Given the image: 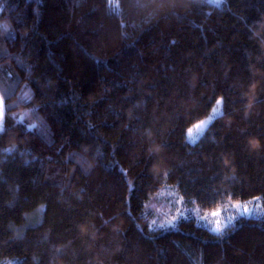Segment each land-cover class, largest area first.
<instances>
[{
    "label": "trees",
    "instance_id": "trees-1",
    "mask_svg": "<svg viewBox=\"0 0 264 264\" xmlns=\"http://www.w3.org/2000/svg\"><path fill=\"white\" fill-rule=\"evenodd\" d=\"M0 3V264H264V215L186 210L264 209V39L208 0Z\"/></svg>",
    "mask_w": 264,
    "mask_h": 264
},
{
    "label": "rangeland",
    "instance_id": "rangeland-1",
    "mask_svg": "<svg viewBox=\"0 0 264 264\" xmlns=\"http://www.w3.org/2000/svg\"><path fill=\"white\" fill-rule=\"evenodd\" d=\"M220 7L222 13L221 16L224 37L236 39H264V0H224V3L220 4ZM216 107L217 105H215L214 108ZM0 111H2V116H0V127H2L3 104L1 96ZM212 113L213 110L209 115L198 120L188 128L186 137L189 141L194 142L200 137L205 128L203 129L202 133H199L195 130V125L199 124L201 121L207 120L212 115ZM190 129L193 130L191 139L189 137ZM235 205H239L240 207H234ZM244 207L252 210V215L254 216L264 215V209L259 196L248 201H237L231 204H226L225 206H221L220 208L211 211H203L200 213L195 211L191 212V206L189 205L186 206V210L192 213L199 223H203L214 230L217 221H219L222 225L225 223L228 224L230 221H233L235 217L241 214ZM183 211L184 210L182 207H179L176 212V216H181ZM213 213H218V215L214 216L212 215ZM169 221L174 223L173 218H171Z\"/></svg>",
    "mask_w": 264,
    "mask_h": 264
},
{
    "label": "snow or ice",
    "instance_id": "snow-or-ice-1",
    "mask_svg": "<svg viewBox=\"0 0 264 264\" xmlns=\"http://www.w3.org/2000/svg\"><path fill=\"white\" fill-rule=\"evenodd\" d=\"M209 3H213L216 6H219L220 4L224 3V0H208ZM0 11H2V3H0ZM5 29L7 30V26H4ZM223 104V99H219L216 101L217 107L213 109L212 115L205 121H201L199 124L195 125V130L199 133H202L203 129L207 127L208 124L211 123L213 119H216L218 116L222 115L221 107ZM0 116H2V111H0ZM30 127H36V125H31ZM2 127H0V131H2ZM192 129L189 130V137L191 139V134H192ZM234 207L239 208V205H235ZM212 215L216 216L218 213H213ZM241 215H252V210L248 209L247 207H244L243 211L241 212ZM172 222H169V226H171ZM155 224V222H153ZM161 228L165 227V225H160ZM227 227V223L221 224L219 221L216 223V227L214 231L220 233L223 228Z\"/></svg>",
    "mask_w": 264,
    "mask_h": 264
},
{
    "label": "crops",
    "instance_id": "crops-1",
    "mask_svg": "<svg viewBox=\"0 0 264 264\" xmlns=\"http://www.w3.org/2000/svg\"><path fill=\"white\" fill-rule=\"evenodd\" d=\"M3 104V103H2Z\"/></svg>",
    "mask_w": 264,
    "mask_h": 264
}]
</instances>
